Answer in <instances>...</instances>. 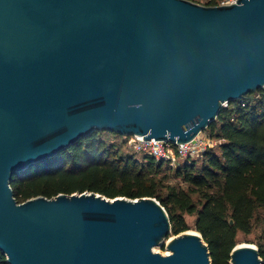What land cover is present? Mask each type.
<instances>
[{
	"label": "water",
	"instance_id": "95a60500",
	"mask_svg": "<svg viewBox=\"0 0 264 264\" xmlns=\"http://www.w3.org/2000/svg\"><path fill=\"white\" fill-rule=\"evenodd\" d=\"M264 88V0H0V251L9 264H212L198 231L169 240L153 197L23 203L11 181L95 131L185 143ZM231 224L233 222L231 221ZM230 264H264L236 245Z\"/></svg>",
	"mask_w": 264,
	"mask_h": 264
},
{
	"label": "trees",
	"instance_id": "16d2710c",
	"mask_svg": "<svg viewBox=\"0 0 264 264\" xmlns=\"http://www.w3.org/2000/svg\"><path fill=\"white\" fill-rule=\"evenodd\" d=\"M206 131L221 144L191 163H179L176 175L187 187L168 186L166 196L153 175L161 171L163 161L146 155L140 162L124 155L103 138L109 131H95L57 156L15 174L14 197L19 203L61 193L153 197L168 212L172 234L190 230L186 215L195 216V229L208 244L212 264H230L237 234H250L258 211L264 210V88L222 107ZM258 247L264 261V228ZM0 264H9L1 251Z\"/></svg>",
	"mask_w": 264,
	"mask_h": 264
},
{
	"label": "rangeland",
	"instance_id": "374dc122",
	"mask_svg": "<svg viewBox=\"0 0 264 264\" xmlns=\"http://www.w3.org/2000/svg\"><path fill=\"white\" fill-rule=\"evenodd\" d=\"M193 2H196L201 5H208L209 2H213V0H191ZM214 4L218 2V0H214ZM211 4V5H214ZM204 132H207L206 129ZM103 138L106 139L109 143H112L115 145V147L119 148L121 152L124 155H130L132 157L137 158L140 162H144L147 159V156L142 154V153H137L133 149H131L128 146V138L123 135H118L115 133L111 132H105L102 134ZM179 163H183L180 161ZM179 163L171 165L169 162L163 161V168L161 169L160 172L158 173H153L155 178L159 181L160 183V193L163 196L167 195L168 191V186H182V187H187L185 183H183V180L181 177H178L176 175V167H178ZM201 164V161L198 162ZM186 219L190 225V231H197L195 229V216L192 215H186ZM264 228V210H259L256 219L254 220V227L253 230L250 234L246 235L242 232H239L236 237V242L237 245L239 244H245V243H251L255 246H259V243L261 241V236ZM174 234H170L168 239H165L164 241L161 242V244L157 245L154 247L155 252H159L161 254H166L167 252H171L168 248L169 245V240L173 238ZM259 248V247H258Z\"/></svg>",
	"mask_w": 264,
	"mask_h": 264
},
{
	"label": "built area",
	"instance_id": "2783aa9c",
	"mask_svg": "<svg viewBox=\"0 0 264 264\" xmlns=\"http://www.w3.org/2000/svg\"><path fill=\"white\" fill-rule=\"evenodd\" d=\"M237 2L238 0H218L214 5H231ZM126 138H128V146L135 152L152 156L157 161L169 162L171 165L180 161L191 163L202 158L208 149L216 148L222 142L204 131L185 143L170 140H146L139 135H129Z\"/></svg>",
	"mask_w": 264,
	"mask_h": 264
},
{
	"label": "bare ground",
	"instance_id": "6f19581e",
	"mask_svg": "<svg viewBox=\"0 0 264 264\" xmlns=\"http://www.w3.org/2000/svg\"><path fill=\"white\" fill-rule=\"evenodd\" d=\"M191 231L193 232V230H191ZM194 232H195V231H194ZM239 245H243V244H239ZM166 254H169V252H167ZM166 254H165V255H166Z\"/></svg>",
	"mask_w": 264,
	"mask_h": 264
}]
</instances>
